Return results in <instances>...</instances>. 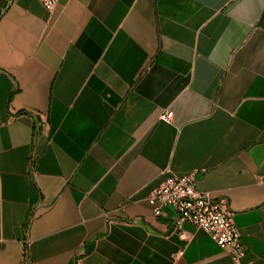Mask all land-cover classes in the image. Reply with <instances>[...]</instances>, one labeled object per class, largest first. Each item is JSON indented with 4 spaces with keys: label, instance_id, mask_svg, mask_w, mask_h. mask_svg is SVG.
Listing matches in <instances>:
<instances>
[{
    "label": "crops",
    "instance_id": "0c3cea01",
    "mask_svg": "<svg viewBox=\"0 0 264 264\" xmlns=\"http://www.w3.org/2000/svg\"><path fill=\"white\" fill-rule=\"evenodd\" d=\"M194 172L264 264V0H0V264H233L148 203Z\"/></svg>",
    "mask_w": 264,
    "mask_h": 264
},
{
    "label": "built area",
    "instance_id": "2783aa9c",
    "mask_svg": "<svg viewBox=\"0 0 264 264\" xmlns=\"http://www.w3.org/2000/svg\"><path fill=\"white\" fill-rule=\"evenodd\" d=\"M39 1L49 12H53L59 2ZM173 118L172 111H165L160 116V120L168 123ZM200 175L194 172L184 177H169L151 194L148 203L156 217L163 216L166 208L175 211L174 228L182 239H187L185 224H191L206 232L222 250L228 251L233 264H242L246 250L234 221V212L227 202L215 200L212 192L199 189Z\"/></svg>",
    "mask_w": 264,
    "mask_h": 264
}]
</instances>
